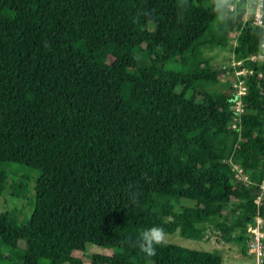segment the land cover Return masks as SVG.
Instances as JSON below:
<instances>
[{"label":"trees","instance_id":"obj_1","mask_svg":"<svg viewBox=\"0 0 264 264\" xmlns=\"http://www.w3.org/2000/svg\"><path fill=\"white\" fill-rule=\"evenodd\" d=\"M234 2L0 0V195L9 165L38 172L30 214L0 212V264H86L88 244L113 251L87 264H224L176 243L140 250L144 230L171 233L180 220L214 223L246 253L247 224L264 217V81L248 76L234 150L232 87L207 88L229 71L200 51L209 36L236 59L257 50L264 25L242 26ZM232 153L249 184L236 182Z\"/></svg>","mask_w":264,"mask_h":264},{"label":"rangeland","instance_id":"obj_2","mask_svg":"<svg viewBox=\"0 0 264 264\" xmlns=\"http://www.w3.org/2000/svg\"><path fill=\"white\" fill-rule=\"evenodd\" d=\"M234 32H231V41L235 37ZM204 43V44H203ZM200 51L203 57L209 60V63L215 67H222L231 61L232 50L229 47H220L217 41L212 37H207L205 41L200 43ZM142 74L146 79H152L154 71L148 67L146 58L142 59ZM171 63H166L165 67L170 68ZM229 73L222 71L219 76L220 82L213 86H207L215 97H219L221 91L225 89L223 84L229 81ZM230 83V82H229ZM13 175L10 174L6 180L7 184L0 195V212L14 211L20 220L30 214V200L34 194V186L36 183L38 172L36 170L23 167L18 164H12L8 167ZM17 182H22L25 188L20 196L14 194L12 185ZM164 221L173 220V217L163 216ZM232 220L230 215H225L221 221L228 223ZM131 231V230H130ZM129 231V232H130ZM166 234V242L176 243L182 246L191 248H202L205 250H217L223 256L224 264H249L250 257L243 252L241 242L235 240L227 241L220 237V230L214 223L198 222L193 220H180L177 229ZM2 251L5 252L4 248ZM112 249L88 244L85 251L77 253L86 264L89 263L92 254L104 253L111 254ZM8 253V252H7ZM9 255V253H8Z\"/></svg>","mask_w":264,"mask_h":264},{"label":"built area","instance_id":"obj_3","mask_svg":"<svg viewBox=\"0 0 264 264\" xmlns=\"http://www.w3.org/2000/svg\"><path fill=\"white\" fill-rule=\"evenodd\" d=\"M236 2L240 3L243 12L242 26L249 23L251 26L260 27L264 25V0H235L229 5V10H236ZM234 39L231 41L232 47L237 43L238 31H233ZM245 60H249L251 65H244ZM236 59L232 51L230 63L222 66L223 69H228L230 75L229 82L233 90V95L230 99V108L232 117L230 127L237 132L238 141L242 137L243 131V115L245 114V96L248 92V76L256 75L264 81V37L260 40L257 50L248 56L246 59ZM232 153L228 157L229 164L234 169V178L240 184H249L250 177L242 165L238 164ZM224 159L223 161H225ZM264 173V167H263ZM260 194L255 202L259 205L262 194L264 193V176L259 183ZM243 240L246 244V254L250 257L249 264H264V217L259 212L256 213L253 220L249 221Z\"/></svg>","mask_w":264,"mask_h":264},{"label":"clouds","instance_id":"obj_4","mask_svg":"<svg viewBox=\"0 0 264 264\" xmlns=\"http://www.w3.org/2000/svg\"><path fill=\"white\" fill-rule=\"evenodd\" d=\"M166 234L161 227H151L141 233V239L138 241L140 250L148 256L156 255V246L166 242Z\"/></svg>","mask_w":264,"mask_h":264}]
</instances>
